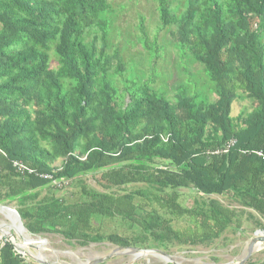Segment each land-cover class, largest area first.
Masks as SVG:
<instances>
[{
    "label": "trees",
    "instance_id": "16d2710c",
    "mask_svg": "<svg viewBox=\"0 0 264 264\" xmlns=\"http://www.w3.org/2000/svg\"><path fill=\"white\" fill-rule=\"evenodd\" d=\"M156 1V33L176 35L171 45L202 66L214 100L182 85L173 102L130 76L116 87L113 78L126 72L111 39L122 4L118 12L111 0H0V204L15 203L30 234L160 250L206 244L241 227L237 210L209 195L264 219V159L256 153H264V0H182L180 11L173 0ZM138 21L151 73L157 34L149 42ZM242 96L254 107L232 117ZM13 161L32 172H17ZM86 174L99 189L80 183L68 197L38 198L43 187ZM106 219L123 220L129 232H98L94 222ZM0 264L37 263L5 239Z\"/></svg>",
    "mask_w": 264,
    "mask_h": 264
},
{
    "label": "rangeland",
    "instance_id": "374dc122",
    "mask_svg": "<svg viewBox=\"0 0 264 264\" xmlns=\"http://www.w3.org/2000/svg\"><path fill=\"white\" fill-rule=\"evenodd\" d=\"M111 2L116 5L115 8H117L118 12L122 9V6L119 4L124 6L122 11L115 17L114 23L116 25V30L111 35L112 44L119 48L120 57L126 68L124 78L119 76L113 78L118 89H123L124 80L130 76V80L135 81L134 86H139V80L143 78L144 81L150 82L153 89L164 93V95L173 102L177 93V86L182 85H184L190 93L196 90L199 96H203L204 93V96L208 97L209 100H214L216 98L211 88V83L206 79L202 71V66L199 63L190 62L187 56L181 58L176 47L171 45L176 43V35L166 31L164 28L156 33L159 24L156 0H111ZM173 6L175 8L180 7L178 9L180 11L184 6V1L173 0ZM138 20L143 21V26L147 32L149 42L152 41L153 36L157 34L156 42L157 47L159 46V56L153 59L154 70L151 73V65L149 64L150 56L147 55V50L143 47L140 39H138L140 38L139 32L137 31ZM118 29L120 31H118ZM171 30H175V28L172 27ZM128 36L131 38V41L127 44L124 42L123 38ZM89 38H91V36ZM111 52L112 50H109V53ZM50 63L53 67L57 64L56 56L53 52L50 54ZM113 63L115 65L116 60H114ZM131 71L133 75H131ZM150 76L155 77L153 82ZM123 101H128L127 95H123ZM253 107L254 104L250 99L244 96L236 98L231 105V116L235 117L240 113L250 112ZM60 161V159L55 161L54 166H59ZM55 183H57V185L59 184L57 181H55ZM80 183L99 189L91 174H86L78 183L73 182L65 187H59V185L56 188L51 186L43 187L39 190L40 194L38 198H41L45 194L55 197L62 195L68 197L71 193H76L78 191ZM140 186L141 184L132 186L127 185L121 188H115L114 191L122 193ZM182 191L187 195L194 194L189 189H183ZM206 197L216 199L226 206L235 208L241 220V227L237 229L231 225L219 238L206 244L195 246L171 244L166 250L161 249L169 254L177 264H235L245 255L247 246L251 238L254 237L255 232L257 230H264V228L259 229L257 226V221H259L264 227L263 217L252 212L248 208H243L234 199L216 195L205 196V198ZM15 206V203L9 205L0 204V229L3 231H7V226L12 225L13 222L11 221V216L6 215L5 211L1 210L6 207L15 209ZM182 225H184L183 221L177 222V226ZM94 226L98 228V232L100 231L103 234L110 232H129L127 223L121 219H106L103 220L102 223L95 221ZM17 229L20 233L13 226L9 227V232L15 237L16 242L21 243L24 233L19 228ZM27 234L34 244L39 245V251L30 248L26 249V251L34 256L40 254L49 264H85L106 256L119 247L106 240L81 245L57 233H41L38 235ZM4 240L5 237L0 232V246L3 245ZM259 245L260 246L254 247L246 261L250 259L251 262L255 263L264 260V242H261ZM131 258V255L119 253L96 264H127ZM25 261L32 262L33 260L25 257ZM132 264H166V262L162 261L159 256L146 255L136 259Z\"/></svg>",
    "mask_w": 264,
    "mask_h": 264
},
{
    "label": "water",
    "instance_id": "95a60500",
    "mask_svg": "<svg viewBox=\"0 0 264 264\" xmlns=\"http://www.w3.org/2000/svg\"><path fill=\"white\" fill-rule=\"evenodd\" d=\"M5 209L12 212L13 217L18 218L20 225L22 227H24L22 224L21 218L15 209H11L8 207H6ZM262 231H264V230H257L255 232L254 237L251 238V240L247 246L245 255L243 256V258L240 261H238L235 264H243L246 261V259L250 256L254 247H256L257 244L264 242V236L258 235V233L262 232ZM0 232L5 237V239L9 240V242L13 245V248L16 250L17 253L21 254L24 257L31 258L37 264H49L46 260H44V258L40 254L38 256H34L30 252L26 251V249H29V248L36 250V251H39V245L38 244H31L29 242H26L24 237H22V242L18 243V242H16L15 237L10 232L3 231L2 229H0ZM29 235H31V234L29 233ZM119 253L128 254V255L132 256L131 260L127 264H132L136 259L144 257L146 255H156L159 257H164V258H166V261H165L166 263L177 264L169 254H167L164 251L157 249V248H139V247H121V246H119L115 250H113L112 253H110L106 256H103L99 259H95L91 262H87L85 264L100 263V262H103L104 260H107L108 258H110L116 254H119Z\"/></svg>",
    "mask_w": 264,
    "mask_h": 264
},
{
    "label": "bare ground",
    "instance_id": "6f19581e",
    "mask_svg": "<svg viewBox=\"0 0 264 264\" xmlns=\"http://www.w3.org/2000/svg\"><path fill=\"white\" fill-rule=\"evenodd\" d=\"M1 211H5V214H6V215L11 216V221L13 222L12 225H8V226H7V231H6V232H9V227H11V226H13L17 231H18L17 228H19V229H20L21 231H23V233H24L23 236H22L21 234H20V235H21L22 237H24V239H25L27 242H29V243H31V244H34V242L28 237V234H27L28 232L26 231V229L20 225V222L18 221V218L13 217L12 212H10L9 210L2 209ZM8 212H9V213H8ZM18 232H19V231H18ZM19 233H20V232H19ZM258 235H259V236H261V235L264 236V231L259 232ZM259 244H260V243H259ZM259 244H257V246H259ZM37 253H38V252H37ZM37 255H38V254H37ZM160 258L162 259V261H166V258H164V257H160Z\"/></svg>",
    "mask_w": 264,
    "mask_h": 264
},
{
    "label": "built area",
    "instance_id": "2783aa9c",
    "mask_svg": "<svg viewBox=\"0 0 264 264\" xmlns=\"http://www.w3.org/2000/svg\"><path fill=\"white\" fill-rule=\"evenodd\" d=\"M164 141L167 140V137L163 138ZM231 144H233V141H230L228 142L226 148H228ZM227 149H225L224 151H226ZM258 156H260L262 159H264V153L262 151H257L256 152ZM13 166L15 167V170L17 172H20V173H23L25 171H28V172H32V170L28 169L22 162L20 161H13ZM45 177H48V176H45Z\"/></svg>",
    "mask_w": 264,
    "mask_h": 264
}]
</instances>
